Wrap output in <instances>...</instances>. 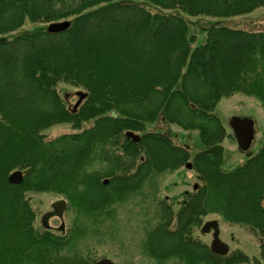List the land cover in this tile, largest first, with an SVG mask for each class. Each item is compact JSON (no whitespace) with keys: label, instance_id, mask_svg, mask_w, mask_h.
Listing matches in <instances>:
<instances>
[{"label":"trees","instance_id":"1","mask_svg":"<svg viewBox=\"0 0 264 264\" xmlns=\"http://www.w3.org/2000/svg\"><path fill=\"white\" fill-rule=\"evenodd\" d=\"M261 6L264 0H0V35L26 21H71L62 32L0 40V264H95L99 237L136 196L152 200L142 207L153 211L140 248L155 264L247 262L243 251L218 255L193 235L210 214L257 235L264 261V139L256 154L226 169L223 142L233 136L216 113L236 93L264 108V30L213 25L194 45L178 13L233 17ZM60 82L84 89L77 108L61 97ZM162 113L197 130L204 148L192 156L166 133L146 131ZM58 123L75 131L47 139L44 131ZM187 162L199 183L175 212L158 197L157 181ZM16 170L18 184L9 181ZM42 191L63 195L73 209L62 234L34 225L28 193Z\"/></svg>","mask_w":264,"mask_h":264},{"label":"rangeland","instance_id":"2","mask_svg":"<svg viewBox=\"0 0 264 264\" xmlns=\"http://www.w3.org/2000/svg\"><path fill=\"white\" fill-rule=\"evenodd\" d=\"M143 5L151 11H159V8L154 7L150 3H143ZM164 11L170 12L169 10ZM178 13L185 17L189 25L190 34L196 36L194 45L204 42L208 28L213 25H224L248 31L264 30V6L250 13L233 17L192 16L180 11ZM48 25L49 23L26 21L17 32L43 30L47 29ZM17 32L11 35H0V40L10 38ZM58 90L70 108H73L78 101L77 92H85L82 88H77L64 82L58 84ZM216 113L220 116L228 132L233 136L227 137L223 142L226 150L225 168L233 169L259 151L264 139V108L257 98L236 93L222 98L216 107ZM234 115L251 117L255 121L256 136L251 148L247 151L239 149L229 125V120ZM91 125L92 122L85 123L82 125V128ZM72 131L75 130L70 123H58L46 129L44 133L47 139H52L63 133ZM146 131L166 133L176 144L187 146L192 156L204 148L197 130H185L175 123H169L164 118L163 113L154 121L147 123ZM196 183H199V181L197 180L195 171L185 166L180 167L172 173L166 172L160 175L157 181L158 197L166 198L172 204L174 211L177 212L187 199L189 193L193 191ZM28 196L36 212L34 225L38 230L49 229L56 234H62L71 226L74 212L63 195L42 191L29 192ZM145 198L147 200L145 204L142 203L140 196H136L127 202V204L118 207L116 220L110 223L108 229L105 230V234L99 237L101 242H96L97 246L93 249L96 259L110 258L116 264L130 262L155 264L150 258L145 257L141 253L140 248L142 239L144 238L145 214L153 211V205L148 208V212L142 210V207L152 204V200L149 197L145 196ZM59 199H65L68 203L62 215H59L52 207V204ZM212 219L219 221L220 238L229 245L230 252L238 248L244 251L250 258L252 256L259 257L260 240L257 235L243 226L229 224L223 221L219 215L215 214L207 215L203 224L207 220ZM201 227L195 229L193 235L210 244L213 239L212 232L204 233L201 231ZM247 263L251 264V261L240 264Z\"/></svg>","mask_w":264,"mask_h":264},{"label":"water","instance_id":"3","mask_svg":"<svg viewBox=\"0 0 264 264\" xmlns=\"http://www.w3.org/2000/svg\"><path fill=\"white\" fill-rule=\"evenodd\" d=\"M70 25H71L70 20L54 21L49 23V25L47 26V30L51 33L62 32L68 29ZM77 95H78V101L74 105V108H77L79 104L86 97V93L82 91H78ZM229 125L232 129V132L234 134L239 149L243 151L249 150L256 136V127H255L254 119L247 116L243 117V116L234 115L230 118ZM127 135L129 137H132L136 141L139 140V135L133 131H129ZM185 167L188 169H192L193 165L191 162H187L185 164ZM22 180H23V172L20 170L13 171L9 175V181L11 183L18 184L22 182ZM104 182L108 183L109 180L105 179ZM52 207L59 215H62L67 208V201L65 199L56 200L52 204ZM211 229H213V239L210 244V249L212 250V252L224 256L229 251V245L220 238V223L217 219L207 220L201 227V231L204 233L210 232ZM95 264H116V263L110 258H102L98 260ZM253 264H264V263L259 257L254 256Z\"/></svg>","mask_w":264,"mask_h":264},{"label":"flooded vegetation","instance_id":"4","mask_svg":"<svg viewBox=\"0 0 264 264\" xmlns=\"http://www.w3.org/2000/svg\"><path fill=\"white\" fill-rule=\"evenodd\" d=\"M210 232H212V236H213V229H211V231ZM209 233V232H208ZM212 241V240H211ZM211 244V243H210ZM210 244H209V246H210ZM236 250H240V249H235V250H233V251H236ZM233 251H231V252H233ZM242 251V250H241ZM230 252V247H229V251H228V253L227 254H225V255H228V254H230L231 253ZM244 252V251H243ZM245 253V252H244ZM249 257V256H248ZM253 257L254 256H252L251 258L249 257V259H248V261L247 262H250L251 261V264H253ZM259 258H260V256H259ZM261 259V258H260ZM262 260V259H261ZM263 261V260H262ZM245 263V262H244ZM263 263H264V261H263ZM247 264H250V263H247Z\"/></svg>","mask_w":264,"mask_h":264}]
</instances>
